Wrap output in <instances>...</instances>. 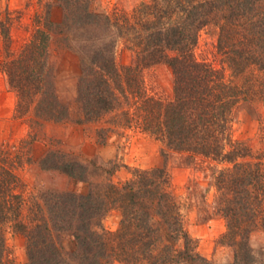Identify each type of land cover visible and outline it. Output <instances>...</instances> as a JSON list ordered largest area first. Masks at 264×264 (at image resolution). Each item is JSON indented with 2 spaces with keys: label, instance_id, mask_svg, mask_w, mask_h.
<instances>
[{
  "label": "trees",
  "instance_id": "1",
  "mask_svg": "<svg viewBox=\"0 0 264 264\" xmlns=\"http://www.w3.org/2000/svg\"><path fill=\"white\" fill-rule=\"evenodd\" d=\"M56 3L63 21L53 22L48 6L31 40L18 51L9 27L1 23L5 58L0 69L17 94V114H33L41 123L71 119L52 61V45L59 40L81 64L77 123L104 122L98 131L104 139L115 129L148 135L162 144L165 162L116 183L111 177L120 166H90L69 151L50 150L39 162L41 169L88 188L84 193L41 191L26 222V198L17 190L21 161L0 149V264L6 263L9 223L27 238L25 264H212L187 230L184 205L167 170L169 152L229 165L215 176L218 211L227 222L222 243L236 249L233 264L255 262L250 240L256 230L264 231V150L256 154L233 140L231 129L236 109L264 96V0H149L111 14L95 12L93 0ZM206 29L217 33L218 53L234 77L251 70L250 77L262 74L259 89L249 73L239 85L224 70L198 60L195 50ZM121 42L131 52L129 64L117 59ZM161 64L174 75L170 100L151 95L146 86L145 71ZM98 170L106 172L104 180L95 179ZM113 211L121 216L114 231L104 226ZM66 236L74 249L65 248Z\"/></svg>",
  "mask_w": 264,
  "mask_h": 264
},
{
  "label": "rangeland",
  "instance_id": "2",
  "mask_svg": "<svg viewBox=\"0 0 264 264\" xmlns=\"http://www.w3.org/2000/svg\"><path fill=\"white\" fill-rule=\"evenodd\" d=\"M143 1L149 0H93L92 8L102 14H111L117 9L130 12ZM55 5H58L56 0H0V67L5 58L1 23L9 27L12 48L18 51L31 40L38 25L37 18L45 14L48 6H51L53 22L58 24L63 21L64 12L60 5L56 15L58 21L53 19ZM217 41V33L203 30L195 50L198 60L224 70L227 79L239 85L248 80V73V78H253L250 77L252 70L243 77L232 75L218 53ZM131 57L130 50L121 42L117 49L119 63L129 64ZM52 61L58 70L60 96L71 110V119L64 123H41L33 114L19 116L16 112L17 94L11 90L7 77L0 69V149L9 150L16 162L21 161L14 165H17V174L22 180L17 190L26 198L27 205L22 216L26 222L30 221L31 206L41 191L55 189L84 193L88 188V183L42 170L39 162L50 150L61 148L69 151L90 166L91 162L108 169L118 165L120 169L111 177L116 183L132 178L135 170H151L162 167L165 162L162 144L148 135L115 129L104 139L98 133L105 126L104 122L78 124L77 120L81 116L76 101L77 80L81 72L79 57L56 40L52 45ZM257 73L253 83L259 89L258 80L262 74ZM144 76L151 95L166 100L172 98L174 75L168 65L153 66L145 71ZM231 134L233 140L245 142L256 154L264 150V96H258L251 105H241L236 109ZM166 163L173 191L184 205L187 230L197 241L198 251L212 264H233L236 261V249L222 243L227 222L218 211L220 192L215 185L218 171L229 165L203 157L190 158L187 154L176 152H169ZM105 177L106 172L99 171L95 179L104 180ZM120 221V213L113 211L105 219L104 226L114 231L118 229ZM4 229L7 246L5 264H25L28 261L27 238L16 231L13 223L7 224ZM63 243L66 249H74V241L70 236H66ZM250 244L255 258L252 264H264V231L256 230L251 235Z\"/></svg>",
  "mask_w": 264,
  "mask_h": 264
},
{
  "label": "crops",
  "instance_id": "3",
  "mask_svg": "<svg viewBox=\"0 0 264 264\" xmlns=\"http://www.w3.org/2000/svg\"><path fill=\"white\" fill-rule=\"evenodd\" d=\"M59 11H60V7H58V5H55L53 7L52 15H53V19H55L56 21H58L56 15L59 13Z\"/></svg>",
  "mask_w": 264,
  "mask_h": 264
}]
</instances>
